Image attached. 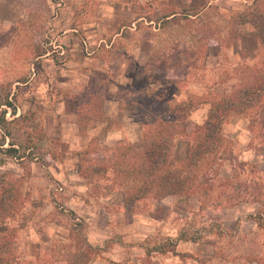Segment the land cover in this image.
<instances>
[{
  "label": "rangeland",
  "instance_id": "1",
  "mask_svg": "<svg viewBox=\"0 0 264 264\" xmlns=\"http://www.w3.org/2000/svg\"><path fill=\"white\" fill-rule=\"evenodd\" d=\"M203 1L0 0V116L4 112L6 121H0V186L15 179L20 195L8 201L15 203L14 214L3 220L0 231L15 230L10 248L19 257L16 264H32L28 258L36 247L50 253L51 263L54 251L75 253L77 244L68 236L77 232L93 233L92 245L103 248L98 256L122 261L116 264H249V253L263 251L264 232L251 217L264 213V99L260 110L224 123L219 166L198 179L211 189L159 199L129 198L138 186L130 172L140 162L142 140L114 144L91 138L75 148L71 141L54 139L56 130L49 123L51 91L69 87L60 83L88 62L87 49L121 31L115 45L133 49L148 41L153 48L147 68L137 74L142 117L159 118L190 100L194 108L187 124L176 129L201 126L210 108L206 102L243 88L249 71L263 60L257 42L250 58L246 51L253 43L244 39L236 45L228 34L229 15L249 8L252 0H214L212 5L222 10H210L190 26L180 22L158 28L162 16L196 12ZM209 27L217 32L218 44L200 40L197 30ZM168 69L176 76L172 82ZM84 96H77L78 105ZM5 101L15 108L14 117ZM95 101L99 106L100 95ZM89 120L84 117L79 124L80 133L87 131ZM9 143L25 158L8 154ZM190 147L186 136L174 138L170 156L175 166ZM180 233L190 238L180 240L186 252L178 253L184 257L152 250L161 243L167 247L166 240L176 241ZM102 235L105 241L97 244Z\"/></svg>",
  "mask_w": 264,
  "mask_h": 264
},
{
  "label": "trees",
  "instance_id": "2",
  "mask_svg": "<svg viewBox=\"0 0 264 264\" xmlns=\"http://www.w3.org/2000/svg\"><path fill=\"white\" fill-rule=\"evenodd\" d=\"M210 10H222V8L217 5H209L201 11L192 13L181 12L178 15L176 13L164 15L158 20L160 22L158 28L160 29L166 24H179L180 22H184L190 26L194 23L193 20L206 15ZM143 19L148 24L154 23V20L149 17H143ZM229 19L228 34L230 39L235 40L243 35L253 36L263 53L262 62L258 66L255 65V68L249 71V80L243 83V88L222 94L220 97L211 98L209 102H206L210 108L201 126L193 127L190 130L186 128V130L180 132L176 129L187 124V117L194 108L190 100L178 103L159 118L149 116L143 133L142 143L137 146L140 162L133 169V172H130V175L138 183L136 189H134L131 195L129 194L130 200H138L147 195L159 199L174 195L185 196L196 194L198 191L207 192L211 189V185H206L205 187L199 185L198 179L206 170L212 168L213 165L214 167L219 166L218 161L221 160L219 155L222 148V127L224 123L233 115L243 114L248 110L249 113H252L262 108L264 99V0H252L249 8L231 13ZM207 25L209 24H205V26ZM245 26H249L252 31H243L241 28ZM216 33L210 27L204 31L197 30L200 40L207 42L208 40H213L218 44L215 37ZM96 97L97 94L92 95L90 101H88L89 97L85 94L82 98L84 103L81 106L77 104L80 98L75 97L79 124H82L84 117L90 120L92 118L102 119V100L100 97V105L98 106V102L95 101ZM4 105L10 108L11 115L14 117L16 115L15 108L12 107L11 103L5 101ZM142 106L145 105L142 104ZM87 109L89 113L86 112ZM0 121L1 124L6 123L4 112L0 116ZM179 135H184L190 139L191 147L185 160L175 166L171 160L170 150L172 141ZM9 145L10 148L5 150L8 154L18 160L25 158V155H20L18 149L13 147L12 143H9ZM18 191V182L15 179L11 181V184H7V186H0V228L6 226L3 222L4 219L13 216L10 213H13L12 208L15 203L14 201H8L20 196L19 194L17 196ZM69 213L71 216H75L72 211ZM251 219L257 230L264 232V213L258 211ZM14 237V229L10 233L0 231L1 264L17 263L15 260L19 257L16 256L15 250L10 248ZM68 237L75 240L78 246L74 247L75 253L66 256L69 258V264H89L96 253L102 250L99 247L90 245L82 232L73 233V235L71 234ZM197 239L198 237L193 238L194 241ZM180 240H190V238L180 233L176 241L166 240L167 247L161 243L154 246L152 250L160 254L171 253L174 256L182 258L184 255L175 251L176 244ZM263 245L262 243V252L258 250L257 252L249 253V264H264ZM149 252L150 250L147 251V254ZM110 264L116 263L110 262Z\"/></svg>",
  "mask_w": 264,
  "mask_h": 264
},
{
  "label": "crops",
  "instance_id": "3",
  "mask_svg": "<svg viewBox=\"0 0 264 264\" xmlns=\"http://www.w3.org/2000/svg\"><path fill=\"white\" fill-rule=\"evenodd\" d=\"M213 2L214 0H204L201 8L197 11H201L209 5L214 4ZM172 13L179 14V12ZM172 13H168L167 15ZM251 31L252 29L249 27L247 32ZM120 37L121 31L116 32L109 40L100 39L97 42L96 48H93L92 51L88 52L89 50L87 49L85 59H88V62L78 64L79 66L81 65V68L71 73L72 75H68L71 77L65 78L60 83V86L71 85L69 87H56L51 91L50 100L53 110L50 113L49 123L56 130L54 139H62L63 142L71 141L72 146L75 148L86 145L91 138L103 139V141L114 142V144L123 142L125 139L131 142L142 140L147 118L145 116L142 117L140 114L141 110L145 107L141 103H138V97L142 92L136 89L137 82L139 81L137 74L147 68L153 48L152 45L149 47L151 43L148 41L133 49L121 46L118 43L115 45V42L120 40ZM244 39H247L250 44L253 43L252 49L249 48L250 51H246L247 57L250 56L251 58L255 50L254 44L257 41L251 35H243L234 40L235 44H242L241 42ZM46 60L48 61V59ZM167 72V77L172 82L176 76H173L171 69H168ZM150 76H152V73H150ZM82 93L88 95V101L95 94L100 95L102 100V119L92 118L89 120L90 125L85 133H80L79 130L77 104L75 102V97L80 96ZM86 112L89 113L88 109ZM85 237L90 245L95 242L93 233H88ZM101 237V241L97 244L102 243L105 239L104 235ZM168 239L172 241V239ZM181 244V241L176 244L175 251L177 253L186 252L181 247ZM98 247L102 249L98 252L102 253L103 248ZM34 251L36 253L33 255L30 251L29 253L27 252L31 254L28 259L33 262L32 264H69V258L66 256L72 255L70 250L66 251V254L63 253V250L60 252L54 251V253H51L54 258L53 263H51L52 261L49 262L48 259L50 253L48 254L41 247H36ZM71 251L74 253L73 249ZM97 253L89 264L122 262L119 260L103 259ZM162 255L166 256L168 253ZM61 259L62 261H59ZM55 261L57 262L54 263ZM137 264L142 263L137 262Z\"/></svg>",
  "mask_w": 264,
  "mask_h": 264
}]
</instances>
